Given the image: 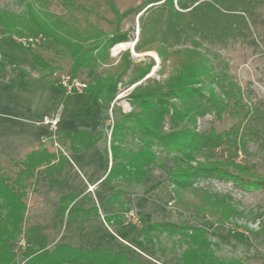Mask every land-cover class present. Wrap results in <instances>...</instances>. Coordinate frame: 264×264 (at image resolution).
<instances>
[{
  "label": "trees",
  "instance_id": "obj_1",
  "mask_svg": "<svg viewBox=\"0 0 264 264\" xmlns=\"http://www.w3.org/2000/svg\"><path fill=\"white\" fill-rule=\"evenodd\" d=\"M25 4L24 16H0V29L23 35V28L28 37L40 36L56 50H65L73 60L74 72L87 68L85 90L107 107L117 94L123 72L97 77L96 68L101 59L105 62L111 46L134 39L136 15L139 33L134 49L154 50L163 67L174 66L165 80L142 82L128 94L134 109L124 116L133 119L131 127L144 144L136 157L138 181L151 166L165 170L177 203L207 214L220 225L240 211L220 199L204 180L217 179L264 195V171L256 162L219 158L217 153L225 145L246 152L248 136L264 144V99L254 105L246 101L245 88L233 72L222 67L219 53L240 45L246 54L264 57V0H27ZM131 17L133 27L125 29V20ZM83 20L89 28L81 25ZM84 35L104 36L92 37L86 46L84 42L91 37ZM31 57L41 71L53 74L57 69L41 55L32 53ZM124 60L127 70L131 60ZM149 71V67L138 71L132 83ZM206 115L227 116L234 122L221 132L213 126L200 129L198 121ZM70 137L87 147L96 142L87 130L69 132ZM58 152L38 141L0 164V264H155L135 259L125 249L113 251L98 244L101 229L85 232L87 242L80 247L60 241L51 245L67 219L71 227L80 223L73 214L82 209L66 203L70 194L63 195L55 207L57 217L45 213L26 218L29 194L41 192L38 173L52 180L66 168V155ZM180 226L192 227L189 223ZM258 232L264 233V219H260ZM19 234L25 243L21 261L16 260L13 245ZM200 246L208 248L210 242L201 240Z\"/></svg>",
  "mask_w": 264,
  "mask_h": 264
},
{
  "label": "rangeland",
  "instance_id": "obj_2",
  "mask_svg": "<svg viewBox=\"0 0 264 264\" xmlns=\"http://www.w3.org/2000/svg\"><path fill=\"white\" fill-rule=\"evenodd\" d=\"M25 1L0 0V16H24ZM82 22L81 25L89 28L84 20ZM130 27H133L132 17L125 20V29ZM21 30L23 35L0 29V164H4L9 155L38 141L66 155L67 165L62 176L49 180L38 173L41 192L31 193L27 199L28 219L45 213L57 217L55 207L65 194H70L66 199L70 207L75 204L82 209L73 214L80 223L71 227L67 219L51 245L60 241L80 247L87 242L85 232L101 229L98 244L113 251L125 249L129 256L145 263L264 264V233L258 232L260 219H264L261 191L245 192L232 183L204 180L203 184L217 192L220 199L231 202L240 211L232 221L220 225L205 213L182 208L165 170L151 166L143 173L142 180H137L140 171L135 168L136 157L143 151L144 144L131 127L133 119L124 116L134 109L128 94L140 83L163 81L174 71L173 65L162 66L156 51L134 49L139 33L138 15L134 17L135 35H131L134 39L111 46L105 62L101 59L96 68L97 77L123 72L117 94L108 107L85 89L73 87L69 91L61 86L63 77L87 83V68L74 72L73 60L65 50H56L52 42L45 43L42 38L31 39L26 29ZM84 36L91 37L84 42L89 46L92 37L104 35ZM118 44L124 47L114 52ZM32 53L57 65L55 72L48 74L39 70ZM219 53L222 67L233 72L245 88L246 101L254 105L264 99V57L246 54L240 45L225 47ZM124 59L131 60L127 70H124ZM148 67L149 73L132 83L138 71ZM46 117L59 118L57 128L52 129L45 122ZM233 122L227 116L216 119L206 115L199 119L198 126L200 129L213 126L221 132ZM166 129H169L168 121ZM81 130H87L94 137L96 142L92 147L68 138L69 132ZM246 138V152L225 145L217 149L218 157H233L240 162L251 160L264 171V144L249 136ZM153 184L157 185L152 189ZM180 223H189L192 227L184 228ZM201 240L209 241L210 246L201 247ZM13 245L16 260L21 261L25 245L22 234Z\"/></svg>",
  "mask_w": 264,
  "mask_h": 264
},
{
  "label": "built area",
  "instance_id": "obj_3",
  "mask_svg": "<svg viewBox=\"0 0 264 264\" xmlns=\"http://www.w3.org/2000/svg\"><path fill=\"white\" fill-rule=\"evenodd\" d=\"M37 38H40V36ZM61 83H62V86L66 87L69 91L73 87H77L81 90H84L87 86L86 82L81 81V80L74 78V77H63L61 79ZM58 121H59V118H57V117H53V118L46 117V120H45V122L48 123L52 129L57 128Z\"/></svg>",
  "mask_w": 264,
  "mask_h": 264
},
{
  "label": "bare ground",
  "instance_id": "obj_4",
  "mask_svg": "<svg viewBox=\"0 0 264 264\" xmlns=\"http://www.w3.org/2000/svg\"><path fill=\"white\" fill-rule=\"evenodd\" d=\"M122 47H124V44H118L117 46H115L114 47V52H116V50L118 49V48H122Z\"/></svg>",
  "mask_w": 264,
  "mask_h": 264
}]
</instances>
